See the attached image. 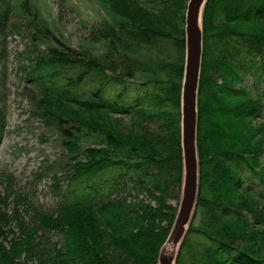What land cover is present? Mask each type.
I'll list each match as a JSON object with an SVG mask.
<instances>
[{
  "label": "trees",
  "instance_id": "trees-1",
  "mask_svg": "<svg viewBox=\"0 0 264 264\" xmlns=\"http://www.w3.org/2000/svg\"><path fill=\"white\" fill-rule=\"evenodd\" d=\"M91 1L107 11L91 33L101 53L56 37L31 0H0V61L28 20L27 95L73 161L52 212L26 223L0 209V264H158L175 223L189 0ZM197 147L198 201L176 264H264V0L205 6ZM51 231L63 240L48 250L38 234Z\"/></svg>",
  "mask_w": 264,
  "mask_h": 264
},
{
  "label": "rangeland",
  "instance_id": "rangeland-1",
  "mask_svg": "<svg viewBox=\"0 0 264 264\" xmlns=\"http://www.w3.org/2000/svg\"><path fill=\"white\" fill-rule=\"evenodd\" d=\"M31 1L60 40L74 48L93 47L101 53L102 47L91 43L93 26L107 16L100 4L91 0ZM22 20L23 33L7 34L0 61V110L4 120L0 134V209L9 216L17 211L29 223L36 213L52 212L65 199L69 186L66 176L73 161L64 138L42 122L27 95L31 88L25 84L24 66L29 64L28 50L36 35L33 37L30 22ZM97 141L89 139L86 145L98 146ZM261 161L264 164V156ZM9 220L6 230L18 236L15 218ZM38 236L48 250L60 247L63 240L52 231Z\"/></svg>",
  "mask_w": 264,
  "mask_h": 264
},
{
  "label": "water",
  "instance_id": "water-1",
  "mask_svg": "<svg viewBox=\"0 0 264 264\" xmlns=\"http://www.w3.org/2000/svg\"><path fill=\"white\" fill-rule=\"evenodd\" d=\"M207 0H190L186 16V64L182 91L183 188L177 217L163 245L159 264H176L180 246L193 220L199 191L197 148L198 91L203 59V13Z\"/></svg>",
  "mask_w": 264,
  "mask_h": 264
},
{
  "label": "bare ground",
  "instance_id": "bare-ground-1",
  "mask_svg": "<svg viewBox=\"0 0 264 264\" xmlns=\"http://www.w3.org/2000/svg\"><path fill=\"white\" fill-rule=\"evenodd\" d=\"M207 2H208V0H207ZM207 2H206V4H207ZM189 3H190V0L187 3L186 16H187V11H188ZM206 4H205V6H206ZM185 22H186V18H185ZM185 28H186V26H185ZM186 49H187V36H186V32H185V55H186ZM202 61H203V59H202Z\"/></svg>",
  "mask_w": 264,
  "mask_h": 264
}]
</instances>
